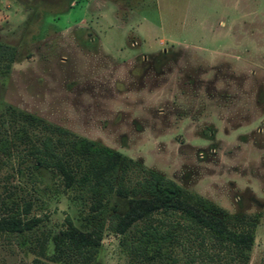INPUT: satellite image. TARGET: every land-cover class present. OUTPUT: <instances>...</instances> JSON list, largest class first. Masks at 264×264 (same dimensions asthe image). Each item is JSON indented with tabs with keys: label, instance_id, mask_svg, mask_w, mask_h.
<instances>
[{
	"label": "rangeland",
	"instance_id": "374dc122",
	"mask_svg": "<svg viewBox=\"0 0 264 264\" xmlns=\"http://www.w3.org/2000/svg\"><path fill=\"white\" fill-rule=\"evenodd\" d=\"M0 42L15 49L0 139L22 110L116 149L252 221L246 264H264V0H0ZM22 166L0 162V202L29 200L39 220L23 244L0 233V264H62L52 235L66 218L90 228L89 203L47 169L54 191L30 187ZM119 238L103 231L95 264L127 259Z\"/></svg>",
	"mask_w": 264,
	"mask_h": 264
},
{
	"label": "trees",
	"instance_id": "16d2710c",
	"mask_svg": "<svg viewBox=\"0 0 264 264\" xmlns=\"http://www.w3.org/2000/svg\"><path fill=\"white\" fill-rule=\"evenodd\" d=\"M14 46L0 42V73L14 58ZM19 130L0 139L1 163L16 157L24 181L52 193L36 170L52 172L65 193L88 201L91 227L80 229L69 218L57 234L50 259L62 264H95L104 230L119 234L126 256L117 264H246L253 222L227 214L203 195L190 191L120 151L77 135L37 115L19 110ZM15 123V120H12ZM23 143L10 150L11 142ZM19 173L21 169L18 168ZM111 195L126 198V209L108 212ZM0 233L23 244L33 238L39 218L31 202H0ZM43 247L42 251H44Z\"/></svg>",
	"mask_w": 264,
	"mask_h": 264
}]
</instances>
